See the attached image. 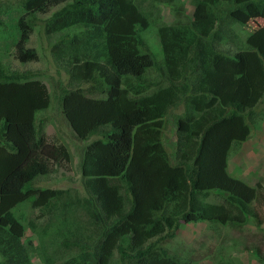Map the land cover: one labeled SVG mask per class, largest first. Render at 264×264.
Instances as JSON below:
<instances>
[{"label": "trees", "instance_id": "16d2710c", "mask_svg": "<svg viewBox=\"0 0 264 264\" xmlns=\"http://www.w3.org/2000/svg\"><path fill=\"white\" fill-rule=\"evenodd\" d=\"M190 4L188 14L179 0H19L14 57L38 61L28 46L37 26L51 39L52 59L68 77L53 93L55 110L87 143L80 158L86 194L36 188L29 169L16 175L32 155L17 125L36 127V146L48 157L54 149L65 162L71 156L43 133L39 115L51 95L39 73L0 62V264H33L27 230L39 238L43 264H115V255L116 264H202V255L183 263L164 247L181 224L239 227L252 218L262 225L264 188L231 178L227 159L250 136L246 118L253 125L264 99V0ZM162 6L171 9V24ZM153 38L158 68L147 45ZM36 158L31 168L39 174ZM212 195L222 201L207 202ZM25 202L39 211L26 223L12 212ZM43 217L48 223L37 226ZM250 251L252 264H264V249Z\"/></svg>", "mask_w": 264, "mask_h": 264}, {"label": "rangeland", "instance_id": "374dc122", "mask_svg": "<svg viewBox=\"0 0 264 264\" xmlns=\"http://www.w3.org/2000/svg\"><path fill=\"white\" fill-rule=\"evenodd\" d=\"M190 1L179 0L188 14L192 10ZM18 3L19 0H0V21L2 22L0 26V62L8 65L11 70L20 72L30 70L39 73L38 78L47 85L49 91L52 93V91L57 89L58 85L66 83L68 77L63 68L54 63L50 54L51 39L48 43L43 37L42 32L39 31V26L35 28L28 42L29 47L36 49L38 61L21 64L14 57V43L19 36L15 25L19 16L24 13L22 9L18 8ZM160 9L162 10L164 22L171 24L173 22L171 9L167 6H162ZM258 23L264 26V22L258 21ZM254 26L255 23H251L249 29ZM10 28H13V33H9L8 29ZM149 31L148 29L147 32ZM147 45L154 55L158 68L162 62V52L158 38H153ZM151 72L149 76L153 77L155 74ZM55 107L53 97L51 96L49 108L45 112H41V116L39 115L40 118L45 114L44 117L46 118V126L43 133L45 132L48 142L54 143L56 137L61 144L68 147L71 156L70 162H65L60 158L55 149L48 152L50 154L48 157L44 147L36 146L33 135L36 127L33 124L29 126L27 131L26 125H17L19 133L21 135L24 134L23 136L29 141L32 155L23 163V168L21 170L19 168L17 171H20H16L17 173H15L19 176L24 170L29 169L32 174L28 175V177L33 182L34 187L40 189H71L77 191L82 197L86 193L84 192L80 176V158L82 148L87 143L77 141L72 130L67 126V122L61 112L60 115L64 120L60 117V107L59 111L55 110ZM50 109L52 110L50 111ZM255 110L258 113L257 116H263L253 117V125L246 118V122L251 130L250 136L245 142L235 145L229 152L227 173L231 178L240 180L251 187L256 188L258 185H261L264 188V99ZM48 111L50 112L47 113ZM166 129L170 131L171 128L167 127ZM53 145L55 146V144ZM33 153L35 157H33ZM36 156L42 159L39 164L42 165L43 172H39V174L33 172V167L31 168L34 165L33 163L37 161ZM21 178L19 177L16 181ZM11 179L13 178L11 177ZM15 182L9 184L8 188L12 190L17 189L19 182ZM221 201L220 197L212 195L207 202L216 203ZM257 211L259 217L263 220L261 226H258L252 218L247 219V222L239 227H222L206 222L181 224L174 236L166 240L164 247L170 252L175 253L177 258L181 259L180 261L183 263L202 255L204 259L200 261L202 264H228L224 261V258L230 264H252L251 261L255 257L250 249L252 247L264 249V242H261L264 240V207H258ZM12 212L16 217L21 216L25 223L29 220H34L39 215L38 209H32L28 202L20 204ZM36 222H38L37 226L41 227L48 223V218L43 217L37 219ZM26 237L33 243V251L31 252L32 263L43 264L35 251L36 246H39V238L29 230L26 232ZM247 248L249 250L245 252ZM116 262L117 257L115 255L113 263L116 264Z\"/></svg>", "mask_w": 264, "mask_h": 264}, {"label": "clouds", "instance_id": "9594fccd", "mask_svg": "<svg viewBox=\"0 0 264 264\" xmlns=\"http://www.w3.org/2000/svg\"><path fill=\"white\" fill-rule=\"evenodd\" d=\"M38 80H40V79L38 78ZM40 81H41V80H40ZM41 82H42V81H41ZM66 82H67V81H66ZM42 83H43V82H42ZM44 84H45V83H44ZM62 84H63V83H62ZM62 84L58 85V86H57V89L54 90V91H52V93L49 91V92H50V95L53 97V100H54V95H53V93H54V92H56V93L59 92V90L62 88ZM64 84H66V83H64ZM45 85H46V84H45ZM46 86H47V85H46ZM47 88H48V87H47ZM48 90H49V89H48ZM51 110H52V109H50V111H51ZM50 111H48L47 113H49Z\"/></svg>", "mask_w": 264, "mask_h": 264}]
</instances>
